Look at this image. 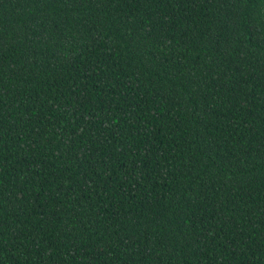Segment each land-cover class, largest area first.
I'll return each instance as SVG.
<instances>
[{
    "label": "trees",
    "instance_id": "trees-1",
    "mask_svg": "<svg viewBox=\"0 0 264 264\" xmlns=\"http://www.w3.org/2000/svg\"><path fill=\"white\" fill-rule=\"evenodd\" d=\"M0 264H264V0H0Z\"/></svg>",
    "mask_w": 264,
    "mask_h": 264
}]
</instances>
